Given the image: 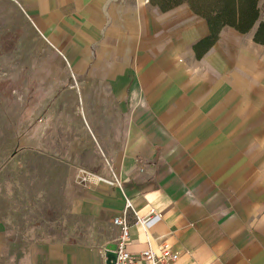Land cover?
Listing matches in <instances>:
<instances>
[{
	"label": "crops",
	"instance_id": "1",
	"mask_svg": "<svg viewBox=\"0 0 264 264\" xmlns=\"http://www.w3.org/2000/svg\"><path fill=\"white\" fill-rule=\"evenodd\" d=\"M13 1L64 62L67 111L80 108L56 158L84 181L66 207L110 224L114 242L130 197L162 214L130 228L132 253L168 242L171 264H264L258 25L213 28L189 0ZM109 243L17 241L0 216V264H106Z\"/></svg>",
	"mask_w": 264,
	"mask_h": 264
},
{
	"label": "rangeland",
	"instance_id": "2",
	"mask_svg": "<svg viewBox=\"0 0 264 264\" xmlns=\"http://www.w3.org/2000/svg\"><path fill=\"white\" fill-rule=\"evenodd\" d=\"M218 3L236 8L235 1ZM64 73L63 60L22 5L0 0V215L17 241L114 243L110 224L66 207L84 181L55 161L78 136L81 115L79 107L67 111ZM47 154L52 159L42 164Z\"/></svg>",
	"mask_w": 264,
	"mask_h": 264
},
{
	"label": "built area",
	"instance_id": "3",
	"mask_svg": "<svg viewBox=\"0 0 264 264\" xmlns=\"http://www.w3.org/2000/svg\"><path fill=\"white\" fill-rule=\"evenodd\" d=\"M117 184H120L116 180ZM162 218V214L154 210L145 215H140L132 198L125 197L124 205L121 212L113 218V224L119 228V234L116 237L115 264H171L179 257L178 253L168 242H163L157 250L150 245L140 253H132L128 249L130 240L129 230L134 225H140L143 229L148 230ZM106 247L104 248V252Z\"/></svg>",
	"mask_w": 264,
	"mask_h": 264
},
{
	"label": "trees",
	"instance_id": "4",
	"mask_svg": "<svg viewBox=\"0 0 264 264\" xmlns=\"http://www.w3.org/2000/svg\"><path fill=\"white\" fill-rule=\"evenodd\" d=\"M165 1L168 2V4L169 2L170 4H177L183 0ZM199 1L203 0H189L195 11L206 17L213 28L221 25H232L241 31H247L258 22L255 40L257 42H264V19L260 18L261 11L264 8V0H227L229 2L227 5L231 2H236V8L232 10H229L226 3H222V5L221 3L219 4V0H216L214 3L207 2L211 0H206L204 1L205 3H200ZM261 2L262 5L260 6ZM40 158L42 159V164L52 159L48 155ZM55 161L57 166H66L59 158L55 159Z\"/></svg>",
	"mask_w": 264,
	"mask_h": 264
},
{
	"label": "water",
	"instance_id": "5",
	"mask_svg": "<svg viewBox=\"0 0 264 264\" xmlns=\"http://www.w3.org/2000/svg\"><path fill=\"white\" fill-rule=\"evenodd\" d=\"M114 249H115V243H109L106 246V251H105L106 264H115L116 253L114 252Z\"/></svg>",
	"mask_w": 264,
	"mask_h": 264
}]
</instances>
